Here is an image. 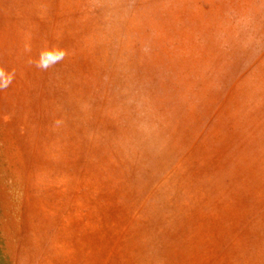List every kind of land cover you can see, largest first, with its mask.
<instances>
[{
	"label": "rangeland",
	"instance_id": "1",
	"mask_svg": "<svg viewBox=\"0 0 264 264\" xmlns=\"http://www.w3.org/2000/svg\"><path fill=\"white\" fill-rule=\"evenodd\" d=\"M0 264H264V0H0Z\"/></svg>",
	"mask_w": 264,
	"mask_h": 264
}]
</instances>
